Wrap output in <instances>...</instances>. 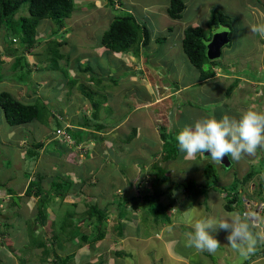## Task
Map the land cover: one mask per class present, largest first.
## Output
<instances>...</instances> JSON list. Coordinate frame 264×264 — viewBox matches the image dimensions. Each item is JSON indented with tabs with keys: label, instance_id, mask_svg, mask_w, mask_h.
<instances>
[{
	"label": "rangeland",
	"instance_id": "rangeland-1",
	"mask_svg": "<svg viewBox=\"0 0 264 264\" xmlns=\"http://www.w3.org/2000/svg\"><path fill=\"white\" fill-rule=\"evenodd\" d=\"M102 1H74L75 10L70 18L65 19L63 29L61 28L59 31L55 21L49 19L42 21L37 30V38L47 39L52 32V40L65 41V45L50 50L49 45L41 41L42 45H39L34 50L35 54H26L32 69V73L24 78L26 81L21 82L11 79L13 81L0 82V93L3 91L11 92L17 100L25 102L39 99L38 104L45 106L48 113L45 123L35 121L29 123L30 126L27 124L12 127L0 107V170H3L1 167L3 154L12 156L13 158L10 160L14 162L11 163L12 167H9L10 163L6 164L7 170L4 175L2 172V181L4 179L6 182V189L9 188L8 190L13 191V196L11 197L13 199L8 198L9 196L3 191L0 192V197H6L5 200H7L4 204L3 201H0V210L3 214L2 222H8L11 225L3 228L4 231L9 233L7 236L9 249L6 248L2 252L3 256L0 257V264H8L10 261L12 264H19L21 261H23V264H62L57 261L54 252L43 263V249H39V247L48 237L51 239L47 242L48 247L55 249L53 251L63 259L70 254H74V257L70 260L68 259L65 264H180L179 261L175 260L177 258L170 259L168 252L164 255L163 248L157 243V238L161 237L162 232H165L163 226L164 230L162 232H160L159 225L152 226V224L145 222L142 223L143 225L138 224L135 227H131L140 219V213L147 215L145 210H140V212L132 210L133 206L137 208L143 203V205L148 204L151 207L155 205L162 209H167L166 206L170 201V196L166 195L160 199L156 195L153 196L154 192L152 191L146 192L143 191L144 189H138L137 184L141 179L144 181L145 177L152 175L159 182L161 177L159 175H166L167 178H170L167 181L169 186L176 183L178 188H180L178 192L181 190L185 191L182 196L187 201L181 204L179 208L183 209V206L186 208V206H193V204L201 202L203 204L201 212L204 214L206 208L220 204L215 201L213 193H209L211 189L216 188L218 191L217 195L221 191L222 193L225 192V194L238 191L239 196L243 198L244 195L241 196L243 192L248 194V183L262 175L263 171L260 168V163L256 165L247 163L244 159L245 155L240 160H233L229 157L230 166L214 162L210 157H205L204 154L203 156L197 154L193 159H185V153L173 154L174 151L169 153V150L165 149L164 146H159L156 136L153 137L152 135L146 137L149 139L152 137V144L149 146H143L135 140L128 146L109 150L98 160L94 159L97 157L94 154L95 157H89V160L81 167L66 163L53 165L56 160H62L61 156L64 155L66 147H59L58 142L50 140L58 129L56 120L52 115L56 114L62 123L70 128L72 126L71 120L79 118L78 114L82 110H84L82 112H87V115L90 116V113L94 110L91 106L93 102L103 104L107 101L111 104L108 108L116 107L113 110H109L108 113L106 112L109 122L116 124L125 118L133 110V107L136 108L138 106L134 98L132 99V83L124 78L134 77V75L149 76L152 81L147 77L145 85L147 87L149 83H152V100L150 102L153 105L161 104L160 100L163 101L164 96L158 94V91H161L162 86L171 85L173 78L177 77V81H174L177 83L195 80L201 71L190 63L183 51V37L181 38V34L184 30L182 31V28L206 24L214 6L228 17V26L231 27L233 34L237 33L239 37L236 35L237 39H235L236 37L233 35L231 46L223 50L222 57L215 60V66L208 63L203 66L204 71H214L221 75L220 80L215 85H205L202 88L197 86L200 92L194 86L184 92L182 98L180 96L175 99L171 98L174 107L173 112L169 116L170 125L162 124V126H165L163 129L168 132V142L172 146L176 143L178 144L176 136L179 132L185 126L193 125L198 119L208 118V116L215 119L223 118L219 116L220 108H224L225 112H227L224 115H228L231 118L240 117L245 110L250 108L264 112V38L250 30L254 24H264V0H190V5L189 0H187V9L183 13L182 19L175 22L168 20L169 17L166 13V8L171 0H150L146 9L141 8L136 3L132 4L133 2L130 0H121V3L124 4V10L120 11L114 10L109 3L103 4ZM106 10L108 14L110 12L108 17L105 16L107 13H104ZM128 13L139 17H142V14H148L150 21L147 25L152 32L154 42L151 41L147 48L137 44V49H140L138 52H136L134 47L128 53H122L121 57H117L120 56L119 53L111 52L112 54H108L107 50L102 51L99 49L95 51L93 47L100 44L103 33L109 28L113 20ZM161 14L166 18L159 16ZM20 16H29V13L28 11H23L18 15V17ZM230 29L219 26L215 31L223 33ZM216 32L213 30L211 37L213 43L214 37L220 34H215ZM18 39L19 35L17 33L10 31L7 33L3 28H0V62L4 63L0 65V81H3V70H6L5 73L7 75L12 76L11 67H8L13 57H9L7 52L17 53L19 47ZM10 45H12L11 48H9ZM250 47H254V49L250 50ZM217 53V48L210 50L212 57H215ZM128 54L132 55L136 60L141 59V57L147 58V68L144 69L142 67V62L138 66L139 69L129 66L126 61ZM87 61H90V75L93 76L96 82V88L102 83L104 88L102 90L99 89L100 93L93 95L92 101L85 104L81 101L82 96L79 94L81 91L79 86L86 84L90 86L87 87V90L97 92V89L93 88L94 86L87 81L89 73L83 74L79 69V66ZM126 65L128 68H126ZM173 66L177 67L178 73H173V76L170 77ZM222 71L229 77L224 78ZM180 72H182V77L179 76ZM76 77L79 80L78 84L71 89V80ZM115 78L118 79V82L115 81ZM249 79L260 85V91L258 86L253 88L252 84L246 81ZM61 83H66L67 87H58ZM142 83L144 82L140 81L137 85H143ZM238 84V89L235 90V93H238L236 96H232L226 87L223 88L224 85L234 87ZM59 88L62 89L61 92H59ZM64 89L65 92L69 90L70 96L62 92ZM163 91L165 90L163 89ZM259 92L262 94L259 95ZM197 93L199 97L195 98ZM103 94L105 96H102ZM139 94L143 95L142 99L147 97V93L145 94L143 91H140ZM250 94H253V97ZM180 99L181 101H179ZM179 107L182 109L177 110ZM102 108L100 107L99 109ZM157 122L161 123V121ZM127 124H125V127H127ZM65 126L64 128H66ZM143 132L149 133L148 131ZM76 133L81 134L82 132ZM18 135L19 138H16ZM21 135L27 138L23 139ZM169 135H171V138ZM88 136L89 134L86 133L81 138L84 139ZM6 138L9 147L3 141ZM21 138L23 139L21 142L14 143L12 140L16 141ZM39 139H42L45 143L44 148L49 147L44 156L40 154L41 158H50L53 164L49 165V162L45 161L36 170V161L32 162L31 159H22L19 155L20 150H23L21 154L25 157L26 149L30 143ZM120 141H122V138ZM12 142L14 143L13 146L11 145ZM88 146L98 152L97 146ZM160 149H162V152L164 150L165 153L159 155V161L156 162L153 156L159 154ZM50 153H57L59 156L56 157L55 155H50ZM167 153H169L168 157L166 156ZM134 161H138L136 167H134ZM145 161L147 162L144 163ZM239 163H241V169L248 168L247 171L249 172L246 173V176L240 171ZM47 171L50 173L47 175L48 177L45 176L46 178L42 182L43 189L47 192L49 191L51 185L48 181L60 186V189L57 190L56 187H53V189L51 188L52 191H49L51 200H47V204L43 206V208L46 207L48 209L49 219L42 226L41 222L37 223L35 221L37 219V198L27 196L23 198L24 201H21L18 194L19 189L26 186L27 179L31 178L32 180L38 172ZM248 174H251L252 177L244 183ZM73 175L76 177L80 175L84 184L81 186L77 185V182H74ZM91 178L94 179V182H91ZM260 182H263V194H260V196L261 200L264 201V180L261 178ZM67 183H71L72 186H75L73 190L78 191V202H73L70 197L65 200L62 196H56V193L60 191L64 193L63 185ZM152 185L151 180L145 183L147 187ZM189 185H193V187L187 188L186 186ZM208 185L214 188L208 189ZM82 186L84 188L81 190ZM199 190L208 191L207 195L198 196L196 192H199ZM122 191L124 194H120ZM82 192L83 194H81ZM146 196L149 197L147 201L145 199ZM129 200L130 203H128ZM12 203L14 204L11 206ZM111 203L114 204V208H110V210L108 208L110 217L109 221H107L108 226L106 227L105 225L107 236L104 240L92 246L87 245L79 248V240L67 242L62 239L65 236L61 234L60 228L66 219H68L66 223L71 220L73 224L74 222H79L78 225L81 223L87 224L86 219L90 216L85 213L86 211H89L92 207L104 208ZM128 205H131L129 210L127 208ZM116 207L122 213V216H127L131 213L130 217L127 216L130 220L127 218L123 220L124 223L128 224L122 231L123 236L119 234L120 230L116 229L119 222L121 223ZM237 210H233V212L240 217V212H243V200ZM112 211H115L116 216H111ZM220 211L225 213L224 210ZM159 212L162 214L163 211ZM200 214L188 216L185 211L183 223L194 224L195 221L201 219ZM212 214L218 215V211H212ZM161 216L164 217V215ZM207 216L205 214L203 218H207ZM143 218L146 220L145 215ZM56 219L57 222L59 221V227L57 228L53 224ZM149 221L152 222L151 218H149ZM175 228L174 234L168 236L169 238L177 237L178 239L173 251L182 255L189 253L185 259L188 264H220L218 257L211 253L197 251L195 248L193 249L197 252L191 253V250L185 244L181 246V234L185 239V233L190 230L185 231L181 226ZM90 230L92 231V227L87 225L78 229V231L84 233L91 232ZM158 233H160L159 237L157 236ZM149 234H155L153 236L154 240L143 239L145 238L144 236ZM56 235L59 237V243H62L63 248L59 249L57 242L52 239ZM136 236L142 238L139 239ZM154 248L156 250H152ZM245 258L246 256H242L237 261L238 264L244 262Z\"/></svg>",
	"mask_w": 264,
	"mask_h": 264
},
{
	"label": "trees",
	"instance_id": "trees-1",
	"mask_svg": "<svg viewBox=\"0 0 264 264\" xmlns=\"http://www.w3.org/2000/svg\"><path fill=\"white\" fill-rule=\"evenodd\" d=\"M187 8V0H171L169 7H168V14L169 16L174 20H180L183 17V13ZM75 8H74V0H0V28H3L7 33L14 32L19 35V47L17 49V53L7 52V55L9 57H13V60L10 62L9 67H11V74L7 75L5 73L6 70H3V81L0 82H9L13 81L11 79H14L15 81H21L24 82V78L27 75H30L32 73L31 64L28 62L26 54L29 53L31 55L35 54L34 50L39 46L42 45L41 41L46 42L49 45L50 50H54V48L59 47L61 45H65V41H57L52 40L53 33L51 32L50 36H48L47 39H40L37 38V30L40 26L41 22L44 20H53L56 22L57 30L59 31L61 28L64 27V21L66 18H70L73 14ZM23 11H28L29 16H20L18 15L22 13ZM227 18V19H226ZM228 17L225 16L221 11H219L217 8H213L212 13L209 17V19L206 22V29L203 27H190L185 32V38L183 41L184 45V52L187 55L189 61L201 71V78L202 80H207L215 76V73L213 71H204L203 66L208 64H213L215 66L216 62L209 61L208 59V48L210 49L209 42L212 39L213 30L214 32L217 27L222 26L225 28H231L228 26ZM149 21H141L136 19L131 13H128L124 16L116 17L109 28L105 30L103 33V36L101 38L100 44L93 47L95 51L105 48L110 54L113 53H128L130 49L135 47L136 52H138L140 49H137V44H140L142 47H148V45L153 40L152 32L148 27ZM231 30V29H230ZM227 31L228 32V38H232L233 31ZM236 37V35H235ZM160 40V39H159ZM158 40V41H159ZM13 43V41H12ZM231 45V44H230ZM229 46V45H228ZM12 45L9 46L11 48ZM10 50V49H9ZM112 54V53H111ZM3 62H0V65H3ZM90 61H87L84 64H81L79 66L80 71L83 74L89 73L88 76V83L92 84L97 89V92L87 90V87H90L89 85L82 84L79 86L81 91L79 92L80 96H82L81 101L86 104V102L92 101L93 95L96 93H100V90L104 88L103 83L96 88L95 86V80L92 75H90ZM148 64V63H147ZM146 64V67H147ZM85 65V66H83ZM126 68L128 66L126 65ZM104 78V76L102 75ZM112 77V76H111ZM28 80V79H27ZM72 81V82H71ZM71 89L75 87L78 84V78H74L71 80ZM115 81L118 82V79L115 78ZM68 82V83H69ZM103 82V80H101ZM67 83V84H68ZM137 84H132L133 92L139 91V88L136 87ZM67 87L66 83H61L58 87ZM69 86V84H68ZM92 88V87H91ZM59 92H61V88H59ZM100 89V90H99ZM71 91V90H70ZM67 96H70L69 90L65 92V89L62 91ZM102 96H105L104 94ZM134 96V95H133ZM135 98V97H134ZM133 99V97H132ZM36 101V102H35ZM39 99H35L31 102H25L22 100H17L14 95L11 92L3 91L0 93V107L4 111L7 117V121L12 127L16 126H24L29 123H33L35 121L43 123L47 118V111L46 107L43 105L38 104ZM93 107V111L90 114V116L87 115V112H80L78 114L79 118L76 120H71L72 126L70 128H67V132L71 136L72 140L78 144L81 141L87 142L88 138H96L98 139V135L96 134V131H104L105 124H99L97 123L98 119V113L100 111L101 104H98L97 102H93L91 105ZM82 108V107H80ZM134 109V107H133ZM61 113V112H59ZM77 116V117H78ZM52 117L56 120L58 129L64 128L62 122L58 119L57 115L54 114ZM45 123V122H44ZM76 132H82L76 133ZM137 130L134 129V131L130 135V139H133L136 134ZM74 133V134H73ZM88 133L89 136L87 138L82 139L81 136ZM162 137H164V147L165 149L169 150V153L173 152L175 153H182L179 150V145L176 143L173 146L169 144L168 142V132H166L165 129L161 131ZM171 138V135H169ZM87 140V141H86ZM58 142V141H57ZM61 145L65 144L67 148L69 147V143L63 139L61 142ZM44 143H36L33 141V143H30V145L27 147V152L25 154V160L31 159V161H36L39 157L40 152L44 149ZM48 148H45V154L48 151ZM169 153L166 154V156H169ZM165 156V157H166ZM172 156V154H171ZM205 157H209L205 155ZM50 172H38L35 174V178L31 180L28 189L25 193L28 197L35 195L39 197V200L37 202V219L35 220L37 223H42V226L46 224V221L49 219V214L47 212V208H43L44 205L47 204V200H51L50 196L47 191H45L42 187V182L46 178L45 176L49 175ZM161 176L159 179V182L155 180V177L152 175L150 176V180L152 181V186L148 187L147 192H154L152 195L158 196L160 199L164 196H170V201L167 204V209H162L161 207H157L154 205V207H151L148 204L143 205L135 208L132 207V210L140 212V210H145L146 214L140 213V219L138 220L140 225H143L142 223H148L154 225H159L160 229L161 226H171L174 222H182L180 219L179 214L173 213L172 210L176 209L179 210V205L185 202L181 198L182 196H179L180 194H183V190L179 191L180 188H178V185L173 183V185H170L169 187H164V183L170 180V178H167L166 175H159ZM29 177V176H28ZM37 177V178H36ZM48 177V176H47ZM251 174L247 175L245 183L251 178ZM50 179V178H49ZM50 182V181H48ZM73 183V182H72ZM51 187H56L57 190L60 189V186L55 185V183L50 182ZM64 193L59 192L56 193V196H62L63 199L67 198L68 196H72L74 198L79 199L77 190H73L75 186H72L71 183L64 184ZM187 188H192L193 185L186 186ZM208 189L211 187V185L207 186ZM0 189L4 190V185L0 184ZM9 189V188H8ZM8 195L10 194V198L13 196V191L8 190ZM156 189H159L156 191ZM195 189V188H194ZM178 192L179 194L176 195L175 192ZM188 191V190H186ZM208 192V191H207ZM207 192L205 190H199V192H196L198 196L207 195ZM235 193H229V195L236 194ZM80 194V193H79ZM77 195V196H76ZM148 196V195H147ZM145 197L146 201L148 200ZM239 193L236 194V196L230 200L229 202L232 203L234 200L237 201L240 199ZM176 197V198H175ZM187 198V197H186ZM13 198H11L12 200ZM138 199V198H137ZM144 199V202H145ZM130 203V200L128 201ZM138 204V202L136 201ZM14 203L11 204V206ZM177 206V207H175ZM230 206V204H229ZM165 207V206H163ZM9 208V207H8ZM1 209V208H0ZM159 211H163L162 214ZM174 211V210H173ZM90 216L86 219L87 224L81 223L78 225L79 222L71 223V220L66 223L68 219L65 220V223H62L61 225V234L65 236V238H62L66 240L67 242H74L78 237L79 238V248L86 246L88 244H94L99 241H102L107 236V231L105 228V220L107 218V213H105L102 208L92 207L89 209V211H86V214ZM130 213V211H129ZM122 213L120 212V216L126 218L127 216H122ZM146 216V220H144L143 216ZM161 215H164L162 217ZM242 215V213H241ZM3 214L0 210V236L6 238V234L3 230V228L6 226H9L8 222H2ZM96 217V219L93 220V218ZM130 217V216H129ZM149 218H151V221H149ZM92 219V220H90ZM248 222V221H247ZM183 223V222H182ZM249 223V222H248ZM55 227H59V221L56 220L53 222ZM57 224V225H56ZM250 224V223H249ZM91 226L92 231L91 232H80L78 229H81L82 226ZM251 230L254 231V233H258V231L250 224ZM118 229L120 230L121 236H123V229L125 228V224L122 222L118 226ZM184 230H190L192 231L191 225H185L182 226ZM157 228V226H155ZM123 234V235H122ZM160 234V233H159ZM48 235V234H47ZM144 237H150L144 236ZM59 237L56 235L54 236V242H57V247L63 248L62 243H59ZM51 239L49 237L40 244L39 249H43V263L47 261L48 257L51 256V253L54 252V254L57 257V261L65 264L66 261L74 257V254L68 255L65 259H63L60 255H58L55 251V249H52L51 247H48L47 242H49ZM8 241L3 240V245L6 250L9 249L7 245ZM52 242V243H54ZM182 244H185V242H181ZM92 246V245H90ZM3 246H0V257L3 256ZM184 254V253H183ZM189 253L184 254L185 257H188ZM10 261V260H9ZM22 262V263H21ZM19 262V264H23V261ZM12 262L10 261V263Z\"/></svg>",
	"mask_w": 264,
	"mask_h": 264
},
{
	"label": "crops",
	"instance_id": "crops-1",
	"mask_svg": "<svg viewBox=\"0 0 264 264\" xmlns=\"http://www.w3.org/2000/svg\"><path fill=\"white\" fill-rule=\"evenodd\" d=\"M130 1L133 2L132 4L136 3L141 8H144V9H146L147 5L150 3V0H138V1L130 0ZM102 3L103 4L104 3H106V4L109 3V5L114 10H119V11L120 10H124L123 9L124 4L121 3V0L120 1L119 0H105V1H102ZM190 3L191 2L189 0V5H190ZM168 7L166 8V13H167V15L169 17L168 20H171L173 22L177 21V20L172 19L169 16ZM214 8H216V6H214ZM104 13H107L105 15L107 17L110 14V12L108 14L107 10L104 11ZM147 13H149V12L147 11ZM154 15H156V14H154ZM159 16L165 17L162 14L159 15ZM134 17L136 19L144 21V22L150 21L148 14L147 15L146 14H144V15L142 14V17H139V16H134ZM204 25L205 24H202L201 26H204ZM185 29L186 28L183 27L182 31L183 30L185 31ZM182 31H181V33H182ZM184 31L181 34V38L182 37L184 38ZM152 42H154V40H152ZM254 47H250L249 49L252 50V49H254ZM182 48H183V51H184L183 39H182ZM100 50L103 51V50H106V49L105 48H101ZM123 56H124V54H123ZM126 61H128L130 64H132V62H134L131 67H133L135 69H139L138 66L141 64V62H142V67L144 69L147 68L146 64L148 63V59L145 58V57H141V59L136 60L135 58L132 57V55L128 54L127 57H126ZM173 73H178V69H177L176 66H173L172 73H171L170 77L173 76ZM179 76L182 77V72L179 73ZM223 76H224V78H226V77L228 78L229 77L224 72H223ZM147 77H149V76L134 75V77L130 76L129 78H124V79H127L132 84H139L140 81L144 82V83H142L143 85H137L136 86V87L139 88L138 93L133 92V95H134L133 98L135 97L134 101L138 103V106L136 108H134L125 118H123L121 121L117 122L116 124H114L112 122H109V119H108L109 117L107 116V113L109 112V110H113L116 107L108 108L111 104H110V102L106 101L105 103L101 104V108L102 107L103 108L100 109V111L98 113L97 123H99V124L104 123L105 127H104V131H101V132L96 131V134L98 135V139L97 140H96V138L94 139V137L93 138L91 137V138H89L88 141L86 140L88 142V144H87V142H84V141H81L78 144H76V142H75L76 147H73V148L72 147H68L67 148V146L65 144L61 145L59 140H56L55 139V135H53L50 140H53L54 142L58 141V146L59 147H63V148L66 147V151L64 152V155L61 156L62 160H56V163L53 164L52 160L50 158L49 159H45V157L41 158V155L42 156L45 155V148H44L40 152L41 155L39 154V157L36 160V163H35L36 168L35 169L38 170V168L41 166V164L43 162H45V161H48L49 165L50 164L56 165V164L66 163V164H70V165H75L77 167H81L84 163H86V161L89 160V157H93L94 158L95 156H97L94 159L98 160L103 155H105L109 150L116 149L117 147L120 148V147H123V146H128L132 142H134L135 140H137V142H139L143 146H149L150 144H152V142H151V138L152 137H150V139L146 138V137L147 136H151V135L153 137L156 136L157 142L159 141V146H161V145L164 146V142H165L164 140L165 139H164V137H162L161 131L163 130V127H165V126H162V124L164 123L165 125H170L169 116L173 112V107H174V104L171 101V98L175 99L178 96H180L182 98V94L184 92H186L187 90H189L191 87H194V86L196 88H197V86H199V88L200 87L202 88V86H205V85H215L217 83V81L220 80L221 75H219V73L216 72L215 76H213L212 78L207 79V80H202L201 76L198 75L195 80H188L186 82L180 81L179 83L174 82V81H177V77L173 78V83H171V85H168V86H165V87L162 86L161 87L162 88L161 91L160 90L158 91V94L164 96L163 99H162L163 101L160 100L161 104L157 103L159 105H157V104L153 105L150 102L152 100V96H151L152 83H149V86L146 87L145 80H146ZM87 80H88V77H87ZM150 80L152 81L151 78H150ZM246 81L251 83L253 88L255 86L260 87V85L258 83H255L254 80H253V82H252L251 79L246 80ZM238 86H239V84L234 86V87H231V85H224L223 88L226 87V89L229 92H231L232 96H236V95H238V93H235V90L238 89ZM199 88H197L198 92H200ZM163 89L165 91H163ZM259 90H260V88H259ZM140 91L145 92V94L147 93V97L142 99L143 95L139 94ZM261 94L262 93L259 92V95H261ZM252 95L250 94V96H252ZM255 95H257V94H255ZM197 97H199L198 93H197L195 98H197ZM179 101H181V99ZM181 109L182 108L179 107L177 110H181ZM219 111H220L219 112V116L220 117H223L224 113H227V112H225L224 108H220ZM208 118H210V116H208ZM219 119H222V118H219ZM235 119H239V117L238 118L236 117ZM114 120H116V119H114ZM157 121H161V123L159 124ZM125 124H127V127H125ZM23 128H25V127H23ZM134 129L137 130V132L135 134L136 137H134L133 139H130L129 137H130L131 133L134 131ZM143 131H148L149 133L146 134L147 132L144 133ZM21 137H23V139L27 138L26 136H22V135H21ZM16 138H19V135ZM16 138L14 137V139H16ZM121 138H122V141H120ZM14 139H12L14 143L23 141L22 138L19 139V140H16V141H14ZM3 141L6 142L7 147H9L7 138L3 139ZM13 142L11 143L12 146L14 145ZM35 142L36 143H39V142L44 143L42 139H39V140H37ZM88 145L97 146L96 148H97L98 152H100V153L96 152L94 150V148H92V147H90ZM157 145H158V143H157ZM21 152H23V150H20V155L19 156L22 159H25V157L21 154ZM164 153H165L164 150L162 152V149H160L159 154H155L153 156L154 161H156V162L159 161V157H160L159 155H163ZM25 154H26V152H25ZM94 154H95V156H94ZM50 155H55L56 157L59 156L57 153H50ZM198 155L203 156V154H198ZM247 156L248 155L245 154V158H244L247 161V163H249V164L254 163V165L260 163V165H261L260 168L262 169L263 172H262L261 177H256V180H253V181L248 183V185H249V188H248V191H247L248 194H245L243 192L241 194V196L244 195L243 198L240 197V200L238 199L235 202L233 200L232 203H231L229 201L232 200L236 196L238 191H236L237 193L235 195L234 194H232V195L225 194V192L222 193V191L219 192L218 195H217V192H218L217 189L214 188L213 186H211L209 188H214V189H211L209 191V193H213L214 199H215V201H218L220 203L219 205H216V206L212 205L211 208H206L204 214L201 212V207L203 205V204H201V202H199L198 204H193V206H186V208H185V206H183V209L182 208H179V210L173 209L174 211L172 210V212L173 213L175 212L176 214H179V216L181 218L180 219L181 221L185 220V211L187 212L188 216H194L197 213H201L200 214L201 219H203L205 214L208 215L207 218H219V217H229L230 215L238 216V214L233 212V210H237L239 208V206L242 203V200H243V209H244V207H246L247 203L249 205H254L256 203H264V201L261 200V196H260V194H263V192H262V187H263L262 183L263 182L261 183L260 181H261V178H262V180H264V170H263V167H264V148H258L257 152L255 153V155H250L249 158H247ZM11 158H13V157L8 155V154H3V163H1V167H2L3 170H0V180H1L0 184L4 185V190L0 189V192L3 191L7 196H11V195L10 194L8 195V192H6L7 190H6L5 187H6L7 184L4 181V179L2 181V172H3V175H4L6 170H7V165L6 164L10 163L9 167H12L11 163H14V162L12 160H10ZM104 161H106V160H104ZM137 162L138 161H134L133 162L134 163V167H136V163ZM146 162L147 161H145L144 163H146ZM239 165H240V168H239L240 171L242 173H244V175L246 176V173L249 172V171H247L248 168L241 169V163H239ZM54 168H55V166H54ZM51 170H53V169H51ZM101 170H103V168H101ZM74 182H77V185H79V186L84 184V181H83V179H81L80 175L78 177L74 176ZM91 182H94L93 178H91ZM28 183H29V179H27L26 186H24V187L19 189V194L18 195H19V198H21V201L22 200L24 201L23 198L27 197V195H25V193H26V191L28 189V186H29ZM218 183H219V181H218ZM49 184H50V182H49ZM166 186H169L168 182L164 183V187H166ZM146 187L147 186H145V182L143 184H142V182H139L137 184V188L138 189H144L143 191L147 192L148 187L147 188ZM51 188L52 187L49 188V191H52ZM82 188H84V186L81 187V190H82ZM49 191H48V193L50 194ZM175 193H176V195L179 194L177 191ZM81 194H83V192ZM120 194H124V192L122 191ZM179 196H182V194H180ZM30 197L37 198L36 199L37 202L39 200V197H37L35 195H32ZM69 197L73 200V202H78L79 201V199H77V198H74L72 196H69ZM1 198H3V200ZM5 198L6 197H0V199H1L0 201H3V204L7 201V200H5ZM8 198H10V197H8ZM181 198L183 199V196ZM65 200H68V198H66ZM183 201L186 202L187 199H183ZM229 204H230V206H229ZM175 207H177V206H175ZM111 208H114V205ZM116 209H117V212H118V217L121 218L120 220H121V222H123V220L125 218L124 217H120V212H119L117 207H116ZM220 210H224L225 213H222V211H220ZM212 211H218V215H213ZM111 216H116L115 215V211H112ZM240 217H241V212H240ZM57 219H56V221H57ZM127 219L130 220V218H127ZM108 221H109V218H108ZM182 222H180V221L179 222H174L171 226H163L165 228V232H162L164 230V228L161 226L160 232H162L163 234L161 235V237H159L160 236L159 233L157 234V236L159 237V238H157V243L163 248V254L164 255H165L166 252H168V256L170 257V259L173 260V258H177L175 260L179 261L180 264H188V261H185L186 257L184 255H182V254H180L178 252H177L178 253L177 254L176 252L173 251V248L175 247V244L177 245V241H178L177 237H172V238L168 237V236H171L172 234H174L175 229H176L175 227L178 228L179 226L182 227V226H185V225H191V227H192V225H193V224H187V223H182ZM119 224H120V222H119ZM124 224H125V226L128 225L126 223H124ZM138 224H139V222L136 221L133 225H131V227H135ZM10 226L11 225H9V227ZM116 229H118L117 226H116ZM251 231L254 233L253 230H251ZM5 234H6V236L9 235V233H7V232H5ZM119 234L121 235L120 232H119ZM210 234L215 239H217L220 242V245H221L217 249V251L215 253H211L212 255H215V256L218 257L219 263L220 264H236V263L238 264L237 261L242 256L240 255V253L237 250H233V249L231 250V247H229L227 236L230 234V232L229 231H225V230H221V229H217L215 231H211L210 230ZM154 235L155 234H149L150 237H148V238L145 237L143 239L154 240V237H153ZM47 236H49V234ZM131 237H133V236H131ZM136 237H138L139 239L142 238L140 236H136ZM139 241H141V240H139ZM184 241H185V239L183 238V236L181 234L180 242H184ZM260 244H261L260 242H257L253 252L248 254L246 256V258H245V261L241 262V264H247L248 261H252V260H254V261H252L249 264H264V256L263 255L257 256V250H258V246ZM152 250H156V248H154ZM189 250H191V253H196L197 252L196 250H194L193 248H190V247H189ZM205 252H207V251H205ZM178 255H179V257H178ZM238 256H241V257H238ZM251 258H252V260H250Z\"/></svg>",
	"mask_w": 264,
	"mask_h": 264
},
{
	"label": "clouds",
	"instance_id": "clouds-1",
	"mask_svg": "<svg viewBox=\"0 0 264 264\" xmlns=\"http://www.w3.org/2000/svg\"><path fill=\"white\" fill-rule=\"evenodd\" d=\"M74 1L76 2V0ZM98 1L100 2L101 0ZM190 27H203L206 29V24L204 26L195 25L187 27L184 31V38L186 30ZM250 30L264 38V24H254L251 26ZM217 33H220L219 35H222L226 42H224L221 47L217 48L218 53L216 55H219L217 57L211 58L209 54L210 49L208 48L209 59H211L213 62H215L216 59L222 57L223 50L231 46L230 44H232L233 39V36L232 38H228L227 31L223 33L216 32V34ZM233 35H237V37H239V34L237 33ZM237 37L234 38L237 39ZM212 43L213 39L210 40L209 45L211 46ZM119 54L120 56L118 57H121L122 53ZM133 63L134 62H132V64L129 63V66H132ZM2 112L4 111L2 110ZM62 124L64 125V123ZM67 128L69 127L57 129L55 133V139L59 140V142L65 139V141L69 143V147H76L75 142L67 132ZM58 130L64 131L70 139L67 140L65 136H60L58 134ZM176 140L178 141L179 150L186 154L185 159H193L197 154L206 155V153H210L209 157L214 162L220 163L225 156L231 157L233 160H240L243 155H255L258 148H264V112L256 111L250 108L245 110L240 115L239 119L231 118L228 115H224L223 118L219 120L207 117L201 118L196 120L193 125L185 126L176 136ZM150 178V176L145 177V180L142 181L141 179L140 182H142V184L144 182L146 183L148 180H150ZM30 182L31 178H29L28 184H30ZM260 204L264 203H256L254 205H249L247 203L246 207L243 209L241 217L230 215L229 217L203 218L195 221L192 225L193 230L185 233V246L195 248L197 251L215 253L221 245L220 242L210 234V230L215 231L217 229H221L230 232V234L227 236L229 247L237 250L241 256H247L248 254L252 253L257 242L261 243L258 246L257 256H264V230H260V228L253 226L252 223L247 219V216H243L245 211H249L251 214H253L256 207ZM113 205L114 204L111 203L109 206L102 208V210L107 213V218L105 220L106 227L108 226L107 221L110 216V211L108 212V208L110 210ZM129 206L131 205L127 206L128 210ZM94 219H96V217H94L93 220ZM247 221L258 231V233H253L250 230L251 226ZM3 240H9L7 237L4 238L3 236H0V246H3L4 251L5 249ZM77 240H79V238ZM252 258L250 260H252ZM252 261H248L247 264L251 263Z\"/></svg>",
	"mask_w": 264,
	"mask_h": 264
},
{
	"label": "built area",
	"instance_id": "built-area-1",
	"mask_svg": "<svg viewBox=\"0 0 264 264\" xmlns=\"http://www.w3.org/2000/svg\"><path fill=\"white\" fill-rule=\"evenodd\" d=\"M60 136H65L69 140V136L62 130H58ZM243 216H247V219L252 223L253 226L264 230V204H260L254 210V213L251 214L249 211H245Z\"/></svg>",
	"mask_w": 264,
	"mask_h": 264
},
{
	"label": "water",
	"instance_id": "water-1",
	"mask_svg": "<svg viewBox=\"0 0 264 264\" xmlns=\"http://www.w3.org/2000/svg\"><path fill=\"white\" fill-rule=\"evenodd\" d=\"M224 42H226V41H225V38L222 35L215 36L214 37V43L211 44L210 50L213 49V48L221 47L224 44ZM217 56H219V55H215V57H217ZM210 57L214 58V57L211 56V54H210ZM206 155L210 156V153H206ZM220 163L225 165V166H227V165L230 166L229 157L225 156Z\"/></svg>",
	"mask_w": 264,
	"mask_h": 264
},
{
	"label": "bare ground",
	"instance_id": "bare-ground-1",
	"mask_svg": "<svg viewBox=\"0 0 264 264\" xmlns=\"http://www.w3.org/2000/svg\"><path fill=\"white\" fill-rule=\"evenodd\" d=\"M3 199V198H2Z\"/></svg>",
	"mask_w": 264,
	"mask_h": 264
}]
</instances>
